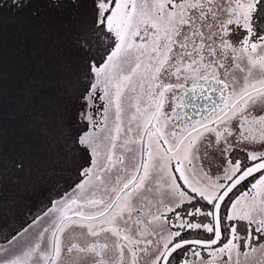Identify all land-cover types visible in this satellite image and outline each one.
Instances as JSON below:
<instances>
[{
  "label": "snow or ice",
  "instance_id": "6c2138e0",
  "mask_svg": "<svg viewBox=\"0 0 264 264\" xmlns=\"http://www.w3.org/2000/svg\"><path fill=\"white\" fill-rule=\"evenodd\" d=\"M0 214V264H264V0H0Z\"/></svg>",
  "mask_w": 264,
  "mask_h": 264
},
{
  "label": "trees",
  "instance_id": "16d2710c",
  "mask_svg": "<svg viewBox=\"0 0 264 264\" xmlns=\"http://www.w3.org/2000/svg\"><path fill=\"white\" fill-rule=\"evenodd\" d=\"M3 217H2V214H0V229L3 228Z\"/></svg>",
  "mask_w": 264,
  "mask_h": 264
},
{
  "label": "flooded vegetation",
  "instance_id": "af4514ba",
  "mask_svg": "<svg viewBox=\"0 0 264 264\" xmlns=\"http://www.w3.org/2000/svg\"><path fill=\"white\" fill-rule=\"evenodd\" d=\"M197 103H200V101H197ZM191 111H192V110H191V108H190V109H189V113H190V114H191Z\"/></svg>",
  "mask_w": 264,
  "mask_h": 264
}]
</instances>
